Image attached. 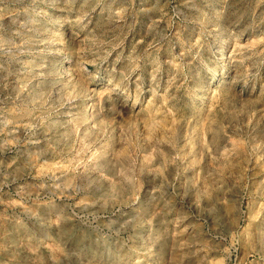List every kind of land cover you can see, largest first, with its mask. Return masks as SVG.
<instances>
[{
	"label": "clouds",
	"instance_id": "1",
	"mask_svg": "<svg viewBox=\"0 0 264 264\" xmlns=\"http://www.w3.org/2000/svg\"><path fill=\"white\" fill-rule=\"evenodd\" d=\"M0 264H264V0H0Z\"/></svg>",
	"mask_w": 264,
	"mask_h": 264
}]
</instances>
